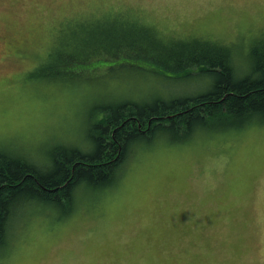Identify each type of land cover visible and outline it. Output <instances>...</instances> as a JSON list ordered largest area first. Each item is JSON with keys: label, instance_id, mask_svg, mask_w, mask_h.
I'll use <instances>...</instances> for the list:
<instances>
[{"label": "rangeland", "instance_id": "374dc122", "mask_svg": "<svg viewBox=\"0 0 264 264\" xmlns=\"http://www.w3.org/2000/svg\"><path fill=\"white\" fill-rule=\"evenodd\" d=\"M151 26L229 46L243 71L264 0H0V151L46 166L53 147H88L96 104L207 90L200 70L170 84L147 67L91 69L93 49H121L110 34ZM134 148L69 212L20 206L0 264H264V122Z\"/></svg>", "mask_w": 264, "mask_h": 264}, {"label": "trees", "instance_id": "16d2710c", "mask_svg": "<svg viewBox=\"0 0 264 264\" xmlns=\"http://www.w3.org/2000/svg\"><path fill=\"white\" fill-rule=\"evenodd\" d=\"M153 28L110 34L121 49L114 43L93 49L87 57L91 69L105 66L112 75L125 66L141 72L147 67L170 84H182L200 70L207 72V90L96 104L88 147H53L45 167L0 151V249L9 243L20 206L51 205L69 212L83 183L88 187L112 183L139 144L160 137L182 142L203 129L223 131L264 122V40L253 50L252 66L242 71L234 68L229 46L205 40L161 41L154 38Z\"/></svg>", "mask_w": 264, "mask_h": 264}]
</instances>
